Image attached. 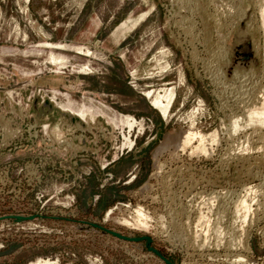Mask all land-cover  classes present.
Returning a JSON list of instances; mask_svg holds the SVG:
<instances>
[{
    "label": "rangeland",
    "instance_id": "obj_1",
    "mask_svg": "<svg viewBox=\"0 0 264 264\" xmlns=\"http://www.w3.org/2000/svg\"><path fill=\"white\" fill-rule=\"evenodd\" d=\"M229 1L0 0V264H264V139L230 131L263 91L264 31L252 0ZM237 2L260 50L230 80L216 53ZM190 127L218 129L211 155L180 150ZM254 186L246 249L233 202ZM137 205L149 232L111 218ZM197 207L224 237L196 226Z\"/></svg>",
    "mask_w": 264,
    "mask_h": 264
},
{
    "label": "bare ground",
    "instance_id": "obj_2",
    "mask_svg": "<svg viewBox=\"0 0 264 264\" xmlns=\"http://www.w3.org/2000/svg\"><path fill=\"white\" fill-rule=\"evenodd\" d=\"M232 0H230L229 2H231ZM239 1V0H238ZM243 1V0H242ZM232 2H235V1H232ZM251 2V1H250ZM252 2L255 4V8H254V12L257 13V29H262L264 31V0H252ZM239 2H237L238 4ZM252 4V3H251ZM227 6V5H226ZM235 6V7H234ZM237 5H234L232 4V9H230L232 12H233V15L234 13H239L237 15L238 18L236 19V21L234 22V27H235V33H234V40H233V43L231 44L230 47H221V50L220 52L216 53L217 55H219V57H222L223 59H225V65H224V70L230 72V80L231 79H235V78H239L241 76H244L245 77V74H250L248 73V71L250 72V69L252 67V65H254L255 61H256V57L259 53V50H260V47L256 44V43H253V33H252V30L254 28V24H253V19H252V14L254 13H249L247 11V8L244 7V3L241 2L239 3L238 7H236ZM229 5L227 6V9H228ZM190 8V7H189ZM226 9V8H225ZM229 10V11H230ZM252 12V10H251ZM224 13V12H222ZM227 14V12H225ZM230 13V12H229ZM228 13V14H229ZM210 14V13H209ZM225 14V16H226ZM228 16V15H227ZM212 18V16H211ZM235 18V17H234ZM256 18V17H255ZM254 18V19H255ZM230 21V20H229ZM232 21V20H231ZM234 21V19H233ZM255 22V21H254ZM228 25V23L225 24V26ZM233 25V24H232ZM231 23L229 24V26H232ZM213 26V25H212ZM217 26V25H216ZM222 27V26H221ZM225 28V27H224ZM187 29V27H186ZM193 30V29H192ZM221 30V29H220ZM226 30H227V27H226ZM225 30V32H226ZM234 30V29H233ZM224 31V29H223ZM258 31V30H257ZM190 32V31H189ZM218 33V32H217ZM221 33V32H219ZM227 33V32H226ZM225 33V34H226ZM229 33V32H228ZM221 35V34H220ZM219 35V36H220ZM224 35V33H223ZM228 36V35H227ZM221 37V36H220ZM222 38V37H221ZM220 39V38H219ZM225 39V38H223ZM258 39V38H257ZM197 41V40H196ZM232 42V41H231ZM264 42V41H263ZM220 44V43H219ZM223 44V43H222ZM230 44H228L229 46ZM262 47V46H261ZM220 49V48H219ZM240 50H243L242 51V56L243 58H245L247 61L245 62H241L240 59ZM213 51V50H212ZM264 52V51H263ZM213 53V52H212ZM214 55V54H213ZM211 56V55H210ZM218 58V57H217ZM263 58V57H262ZM216 59V58H215ZM218 61V60H215V62ZM220 61H222L220 59ZM239 61V62H238ZM219 62V61H218ZM224 62V61H223ZM241 62V63H240ZM217 63V62H216ZM218 64V63H217ZM264 65V64H263ZM216 66V65H214ZM219 66V65H218ZM221 67V65H220ZM219 67V68H220ZM264 67V66H262ZM218 68V67H217ZM216 68V69H217ZM218 70V69H217ZM263 70V68L261 69ZM216 71V70H215ZM213 72V71H210V73ZM219 74L221 73L218 72ZM227 73V72H226ZM208 74V73H207ZM215 74V72H214ZM217 74V73H216ZM246 74V75H247ZM218 75V74H217ZM225 75V73H224ZM264 75V74H263ZM262 75V76H263ZM213 76V75H212ZM216 76V75H215ZM210 77H211V74H210ZM219 77V76H218ZM221 78V77H220ZM224 78V77H223ZM242 78V77H241ZM240 78V79H241ZM213 79H214V76H213ZM219 80V78H216L215 80ZM238 81V79H236ZM245 80V79H244ZM244 80H240V85L243 88V83H244ZM220 81V80H219ZM223 81V79H222ZM249 81V80H248ZM215 82V81H214ZM255 82V81H254ZM220 83H222L220 81ZM237 83V82H236ZM238 83V84H239ZM259 83V82H258ZM226 84V82H225ZM234 84V83H232ZM253 84V83H252ZM228 85V84H227ZM230 85V83H229ZM237 85V84H236ZM254 85V84H253ZM256 85V84H255ZM233 86V89L235 87V84L232 85ZM238 86V85H237ZM246 86V85H245ZM252 86V85H251ZM250 86V87H251ZM264 86V85H263ZM227 87V86H226ZM231 87V86H230ZM247 88L249 86H246ZM246 87H244L245 89H247ZM257 87V86H256ZM261 87V86H260ZM253 88V86H252ZM258 88V87H257ZM225 89V87H224ZM236 89V88H235ZM238 89V88H237ZM244 89V90H245ZM251 89V88H250ZM255 89V88H254ZM249 90V89H248ZM259 90V89H258ZM257 90V91H258ZM262 90V89H261ZM220 91V90H219ZM233 91V90H232ZM235 92H237L236 90H234ZM233 91V92H234ZM240 91V90H239ZM256 91V89H255ZM256 91V92H257ZM231 92V91H230ZM246 92V90H245ZM249 92V91H247ZM225 93V92H224ZM251 93V92H250ZM249 93V94H250ZM243 94V93H242ZM260 96L257 94V98L251 102V103H248L245 108L243 109V112L241 113V115H236V114H232L233 116L231 117L230 119V131L232 132H236V131H239L241 129H246V128H250V134L251 136L253 134H255L256 136H258L259 139H264V88H263V91L261 92L260 91ZM246 95V94H245ZM253 95V93L251 94ZM240 96V95H238ZM234 97V96H233ZM245 96H243L244 98ZM251 97V96H250ZM249 97V100L251 101V98ZM248 100V99H247ZM248 100V101H249ZM236 101V100H235ZM239 101V100H238ZM241 102V101H240ZM247 103V102H246ZM243 104V102H242ZM244 106V105H243ZM238 107H241L240 105ZM242 109V108H241ZM240 110V109H239ZM235 112V111H234ZM75 127L79 126L80 123L78 122H75ZM223 125V124H222ZM229 126V125H228ZM228 128V127H227ZM226 128V129H227ZM225 127H224V130H226ZM238 133V132H237ZM248 134V133H247ZM249 134V135H250ZM174 137V136H173ZM175 137H178V147L180 148V150L184 151L186 150L187 148L190 150V154H203V155H211L209 152L212 148V146L214 144H217L219 141V131L218 129H212V130H209L206 132H202L201 130H196L192 127L188 128L187 130H184L182 131L181 133L177 134ZM247 137V136H246ZM250 137V136H249ZM59 138V137H58ZM222 138V137H221ZM169 139V138H168ZM176 139V138H175ZM246 139V138H245ZM173 140V139H172ZM247 140V139H246ZM249 140V139H248ZM253 140V139H252ZM166 141V140H165ZM164 141V142H165ZM169 141V140H168ZM175 141V140H174ZM170 142V141H169ZM264 142V141H263ZM173 143V142H172ZM243 143V142H242ZM241 143V144H242ZM247 143V142H246ZM250 145V144H249ZM242 146V145H241ZM214 147H216V145H214ZM244 147V146H243ZM253 147V146H252ZM259 147V146H258ZM167 148V147H166ZM175 148V147H174ZM178 148V149H179ZM228 148V147H227ZM241 149V148H240ZM249 149V148H248ZM212 151V150H211ZM175 153V151H174ZM171 154V153H170ZM175 156V155H174ZM262 156V155H261ZM233 159V158H232ZM174 160V159H173ZM158 161V160H157ZM226 162V161H225ZM159 165V164H158ZM160 167V166H159ZM161 170V169H160ZM159 170V171H160ZM156 175V173H155ZM154 177V176H153ZM145 186V185H144ZM245 187V186H244ZM258 187V186H257ZM256 186L254 187H251V188H247L245 189L246 192L244 194H242L240 197H237L238 199L233 202V206H234V209H233V215H232V218H233V222H232V226L233 228H236L237 224L240 225V229L242 231V234L240 233L241 236L239 237H236L235 240L232 241V243L234 245H241L243 248H248L245 240L243 239L244 236H246V233H245V226H247L248 222L250 220H252V218L254 217V214L257 210H255V208L252 207L253 203L254 202H258L257 200V196L255 197V194L259 191V188L257 189ZM151 189V188H150ZM224 190V189H223ZM262 190V189H261ZM260 190V191H261ZM226 193V189L224 190ZM230 191V190H229ZM228 191V192H229ZM259 191V192H260ZM149 192V191H148ZM210 192V191H209ZM215 192H218V191H215ZM213 192L211 195L207 196L209 197V201L212 202L213 199L217 198V195L216 193ZM223 193V191L221 190L220 193ZM244 192V191H243ZM263 192V191H262ZM262 192H260L262 194ZM198 193V192H197ZM202 193V192H201ZM206 193V192H205ZM223 193V194H224ZM230 193V192H229ZM231 193H233V191H231ZM230 193V194H231ZM238 193V192H237ZM264 193V192H263ZM199 194H200V191H199ZM218 194V193H217ZM239 194V193H238ZM195 195V194H194ZM219 195V194H218ZM147 196V195H146ZM203 196V195H202ZM238 196V195H237ZM261 196V195H260ZM264 196V195H263ZM206 197V196H205ZM220 197H218L219 199ZM264 198V197H263ZM202 199V198H201ZM207 199V198H205ZM220 200V199H219ZM197 202V201H196ZM204 202V201H203ZM207 202V200H206ZM215 202V201H213ZM219 202V201H218ZM217 202V203H218ZM200 203V202H199ZM221 203V202H220ZM260 203V202H259ZM207 204V203H206ZM228 204V203H227ZM226 204V205H227ZM255 205V204H254ZM261 205V204H260ZM200 206V205H199ZM205 206V205H204ZM203 206V207H204ZM209 206V205H208ZM219 206V205H218ZM232 206V207H233ZM182 207V206H181ZM203 207H197V211H196V226L197 227H200L201 230H205V232H209V230H212V227L213 225V219H212V216L209 215V211H206L204 210L205 208ZM210 207V206H209ZM208 207V208H209ZM188 208V207H187ZM193 208V207H192ZM207 208V206H206ZM213 208V207H212ZM210 211H211V208H209ZM227 210V209H226ZM124 211V210H123ZM130 211V210H129ZM128 212V211H127ZM176 212V211H175ZM214 212V211H213ZM216 212H218L216 210ZM225 212V211H223ZM222 212V213H223ZM182 213V212H181ZM211 213V212H210ZM124 214V213H123ZM121 215V216H117V215H112V219L114 220V222H117L119 223L120 225H123V226H126L128 227L129 229H133V230H137V231H148L149 229H151V217L149 216V213L148 211L142 206V205H137L135 206V209L131 212H129L127 215ZM218 214V213H217ZM220 214V213H219ZM178 215V214H177ZM253 215V216H252ZM156 216V215H155ZM169 216V215H168ZM193 217V216H192ZM223 217V215L221 216ZM189 218V217H188ZM255 218L257 219V217L255 216ZM254 218V219H255ZM215 219V218H214ZM217 219V218H216ZM216 219L214 220L216 222ZM225 219V218H224ZM220 221V219H218ZM226 220V219H225ZM218 221V222H219ZM223 221V220H222ZM221 221V223H222ZM253 221V220H252ZM216 223V226L214 225V228H216V232L218 233V238H222L221 236H223L222 234H224V231L227 230L225 229V227L222 225V224H219V223ZM174 223V222H173ZM189 223V222H188ZM254 223V222H252ZM162 224V223H161ZM247 224V225H246ZM251 224V222H250ZM163 225V224H162ZM177 226V225H176ZM238 227V226H237ZM181 228V227H180ZM239 228V227H238ZM214 230V231H215ZM164 231V230H163ZM233 231V230H232ZM262 231V230H261ZM149 232V231H148ZM194 232V230H193ZM198 232V231H197ZM196 232V233H197ZM247 232V231H246ZM184 233V231H183ZM215 233V232H214ZM264 233V232H263ZM185 234V233H184ZM214 235V234H213ZM216 235V234H215ZM239 235V234H238ZM172 236V235H171ZM177 236V235H176ZM194 236V235H193ZM232 236V235H231ZM234 236V235H233ZM216 237V236H215ZM224 237V236H223ZM176 238V237H175ZM212 238V237H211ZM198 239V238H197ZM196 239V240H197ZM182 240V239H181ZM222 240V239H220ZM225 240V239H224ZM194 241V240H193ZM208 241V240H207ZM216 241V240H215ZM217 242V241H216ZM224 243V242H222ZM205 245V244H204ZM212 245V244H211ZM210 245V246H211ZM225 245V244H224ZM227 245V244H226ZM219 246V245H218ZM227 256V255H226ZM236 256V254H235ZM242 255H237L236 258L237 259H242ZM246 257V256H244ZM235 258V259H236ZM248 259V258H247ZM240 261V260H239ZM249 261V260H248ZM251 261V260H250ZM243 263V262H242ZM245 263V262H244ZM41 264H47V262L45 263H41ZM50 264V263H48Z\"/></svg>",
    "mask_w": 264,
    "mask_h": 264
},
{
    "label": "water",
    "instance_id": "obj_3",
    "mask_svg": "<svg viewBox=\"0 0 264 264\" xmlns=\"http://www.w3.org/2000/svg\"><path fill=\"white\" fill-rule=\"evenodd\" d=\"M43 102H44V105H46V106H48V107L51 106V105H50V102H49L47 99H45Z\"/></svg>",
    "mask_w": 264,
    "mask_h": 264
}]
</instances>
